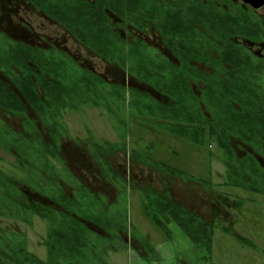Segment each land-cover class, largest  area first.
I'll list each match as a JSON object with an SVG mask.
<instances>
[{
	"label": "flooded vegetation",
	"instance_id": "obj_1",
	"mask_svg": "<svg viewBox=\"0 0 264 264\" xmlns=\"http://www.w3.org/2000/svg\"><path fill=\"white\" fill-rule=\"evenodd\" d=\"M121 5V0H113V7L109 0H0V44L4 45V51L12 44L33 48L34 60L27 63L32 66V76L41 74L42 64L61 63L66 86L84 75L92 83L90 87H79L75 94L71 87L65 89L66 106L56 109L57 106L47 100L46 92L41 87L37 89L39 99L43 101L33 103L23 98V88L14 85L11 74L20 82L28 74L24 69L23 56L20 57V63L9 67L16 74H10L4 65L0 78L22 100L21 104H7L3 99V105L0 106V121L4 130L11 132V143L15 142L17 146L26 141L34 144L39 139L52 144L53 150L47 157L59 170L52 168L54 173L60 174L58 185L61 190L54 184L59 199L61 193L71 199L74 196L81 197L85 209L89 193L92 192L101 196V201L97 202L102 207L105 202L110 206L118 199L105 196L76 177L64 155L63 139L70 136L67 126L70 114L80 116L82 111L97 113L94 119H101L108 124L107 131L110 129L105 136L98 132L101 137L113 134L114 124L126 126L118 132L115 143L99 140L100 135H95L89 126L80 132L85 134L83 138L74 139L76 147L86 149L104 180L111 182L119 191H127L128 188L161 192L168 190L174 200L192 209L212 225L213 240L215 229L223 226V234L231 233L245 248L264 253L263 248L260 249L249 238L236 232L235 217H222L215 208L216 201L211 200L214 193L226 201L232 198L233 205L241 207L249 200L252 203L259 201L240 199L223 189L251 194L254 190L264 191V0H124ZM140 12L141 16L138 14ZM83 17L92 18L90 25L99 34H105V28L109 30L111 41L108 42L113 51L104 52L107 56L90 51L86 46L90 47L89 42L93 41L72 31V28L79 29V25L84 22L79 19ZM72 45L95 57L103 67L102 72L88 55L80 56L77 51L73 53ZM123 61L125 65H122ZM122 95L125 99L121 98ZM126 115L132 121L129 124L145 128L151 133H156L153 129L161 131L184 144L204 149L206 156L220 161L224 168L223 180L215 182L211 168L204 169V166L198 168V174H193L181 166L163 163L154 158L156 148L153 145L147 146V155L140 154L136 148L128 149L127 135L129 133L130 140L133 134L125 124L128 123L124 118ZM6 120H12L13 123ZM174 125L192 126L193 131L202 134L194 139L198 138L197 142L201 140L202 143L184 139L166 128ZM55 127L63 128L56 134ZM10 148L16 154L14 147ZM54 152L63 158L62 164L52 158L51 153ZM118 153L126 156L128 169L137 161L156 170L162 177L159 184L162 188L132 183L111 161ZM172 153L177 159L179 153ZM138 154L149 158L148 162L143 163ZM4 155H8L5 150ZM154 163L176 168L186 173V176H176L168 170L161 172ZM27 166L30 167L29 164ZM31 166L33 176L40 174V170ZM16 168V171H20ZM116 174L118 177H113ZM212 174L214 176L213 171ZM178 182L181 183L178 186L184 185L179 188L186 190L185 194L194 197V200L187 198L189 204L185 196L179 197L177 194L176 199L172 186ZM192 184L202 187L205 194H198ZM18 187L38 203L58 207V202L29 185L21 182ZM256 194L264 196V193ZM127 209L129 230L117 231L125 244L112 240L107 249V263L98 264H112L109 262L110 255L118 254L125 255V264H148L151 261H148V252L141 238L144 243H150L130 222L128 201ZM2 219L10 220L5 217ZM93 231L94 235L107 236L97 227ZM25 234L27 249L34 252L28 234ZM257 235L264 239V233L257 232ZM133 242L139 248L133 247ZM38 245L44 250L43 256L34 253L45 259L46 249L41 243ZM115 246L116 250L111 249ZM100 248L103 253V248ZM130 250L136 261L128 263L127 253ZM156 252L161 258L160 253Z\"/></svg>",
	"mask_w": 264,
	"mask_h": 264
},
{
	"label": "trees",
	"instance_id": "obj_2",
	"mask_svg": "<svg viewBox=\"0 0 264 264\" xmlns=\"http://www.w3.org/2000/svg\"><path fill=\"white\" fill-rule=\"evenodd\" d=\"M123 2L124 0H121L122 5ZM109 3L113 7V0H109ZM138 14L142 15L141 12ZM122 15L125 16V14ZM79 21L84 22L79 25V29L72 28V31L79 35L82 34V37H88L93 41V43L89 42L90 47L86 46L90 51L98 54L102 53L105 56L107 55L104 52L111 53L113 51V47L108 42L111 41L108 29L105 28L103 30L105 34H99L96 28L90 25L91 17H83ZM34 51L33 48L18 44H12L4 51V45L0 44V72L4 71L5 65L10 74L11 72L16 74L17 72L9 67L20 63V57L23 56L22 58L25 59L24 69L27 70L28 74L26 73L24 81H18L17 77L15 75L12 76V74L11 77L13 82H15L16 88L21 87L24 89L23 98L27 102L43 101L39 99L37 89L39 86L44 89V93L46 92L47 100L57 106L56 109L65 108L67 93L65 89L71 87L72 92L75 94L79 87L92 86L89 78L85 75L82 77L78 76L72 84L69 83L66 86L64 83L65 75L62 74L64 69L61 63L58 65L56 63L51 65L42 64L40 65V67H43L41 68V74L36 73L32 76V66L27 63L31 59L34 60ZM125 63L123 61L122 65H125ZM122 96L121 98L125 99L124 95ZM3 99L7 104L11 102L13 104H21L22 102L20 96L0 78V106L3 105ZM61 128L55 127V133H60L59 130ZM166 128L171 133L192 141L195 140L194 137L202 135L198 134L197 131H193L192 126L187 125H174ZM197 139L195 142L201 144L202 141L197 142ZM11 142V132L4 130V126L0 121V161L5 160V150L8 156L13 155L15 157L13 158V168L16 170V167H18L25 175L24 177H18L15 173L16 171H6L0 167V218H9L29 227H33L34 217L43 222L46 226V234L41 244L46 249V258L43 259L27 249L26 234L24 232L17 233V230L0 228V264L107 263V249L108 245H111L112 240L115 239L121 244H125L120 240L117 231L127 232L129 230L126 191H120V197L116 203L107 206L105 202L104 206L106 207H102L97 202L101 201V196L92 192L89 193V198L86 202L87 208L85 209H83L81 197L74 196L71 199L66 194L61 193V199H59L54 191V184H57V187L60 188L59 191L61 190L60 185H58L59 170L55 169V166L52 165L51 160L47 157L49 152L53 150L52 144H47L39 139L34 144L26 141L24 144L18 143V146L14 144L15 142ZM35 144L37 147L34 148L33 145ZM11 146L14 147L16 154H13ZM51 155L58 163H63V158L58 152L51 153ZM138 157L143 163H147L149 160V158L146 156L142 157L140 154H138ZM31 165L40 170V174L33 176ZM154 166L161 172L168 170L173 175L186 176V173L164 164L154 163ZM52 168L58 172L54 173ZM26 169L30 170V172L27 173ZM113 177H118V175L116 174ZM62 179L65 180L63 177ZM21 182L29 185L39 193L51 197L58 202V207H49L45 203H38V201L30 199L26 192L19 189L18 184ZM34 183L37 184V187ZM141 192L145 215L167 233L169 232L168 225L171 222L176 223L194 243L200 253L201 264H210L212 261V225L200 218L192 209L174 200L168 190L161 192L152 189H141ZM259 192L264 193V191L259 190H254L252 193ZM92 226L94 228L97 227L107 236L94 235L93 233L95 232ZM141 240L147 249L148 261L161 262L156 250L147 242L144 243L143 238ZM100 247L103 248L104 254L101 252ZM111 249L116 250L117 247H111Z\"/></svg>",
	"mask_w": 264,
	"mask_h": 264
},
{
	"label": "rangeland",
	"instance_id": "obj_3",
	"mask_svg": "<svg viewBox=\"0 0 264 264\" xmlns=\"http://www.w3.org/2000/svg\"><path fill=\"white\" fill-rule=\"evenodd\" d=\"M71 47H73V45ZM71 50L73 53L77 51L80 56L83 54L88 55L92 58V62L101 68L100 71L102 72L103 67L98 63V60L95 57L90 56L87 52L86 54L85 50H80L77 47H73ZM71 114L69 116V118H71L70 121H67V126L70 129V136L63 139L64 155L67 159L69 169L76 177L82 179L85 183H88L94 190L97 189L105 196L111 197L114 200L118 199L120 197V191L118 188H116L115 185L108 180H104L102 178L99 171L96 170L94 161L91 159L86 149L76 147L74 141L76 137L83 138L85 136L84 133L82 134L80 132H83L87 126L95 132V135H97L98 132H101V134L103 133L105 136L107 132H110V129L107 131V128H109L108 124L101 121V119L95 120L94 117L97 116V113L94 114L90 111L89 113L82 111L80 116L76 113ZM124 118L126 122H128L125 124L128 126L131 134H133V138L130 140L129 133L127 135L128 149L131 150L132 148H136L140 151V154L147 155L149 154L147 152V146L153 145L156 148L153 153L154 158H158L163 163L181 166L185 169V171L190 173L192 172L193 174H198V168L200 166H204V169L209 168L210 170L211 168L212 179L215 182H221L223 180L224 168L220 164V161L216 158L211 159L206 156L204 149H199L198 147L186 143L184 144L177 138L166 135L161 131L153 129V132L155 131L156 133H151L146 131L145 128L129 124L132 123V121H130V118L127 115ZM6 121L13 123L12 120ZM124 127L126 126H120V123L114 124L113 134L110 133V136L105 138L101 137V134L98 133V135H100V139H98L103 142L114 141L115 143L118 140V132H121V129ZM172 151L179 153L177 159H174L176 156L173 157L174 154ZM125 157L126 156L124 154L118 153L116 156L111 158V161L119 170L122 171L127 179L130 178L132 183L137 185H148L157 189L162 188V186L159 185L161 184L162 177L156 170L151 167L141 165L137 161L132 164L130 169H128L125 162V160L127 161V158ZM4 158V161H0V167L6 171H16L13 168V158L8 155H4ZM15 173L19 177L25 176L21 171H16ZM205 178L208 179L209 177ZM179 183L180 182L172 186V188L174 187L173 193L176 195V199L178 196H185L186 203H188L187 198L194 200V197L191 194H185L186 190L179 188L184 186H178ZM192 186L196 188L195 191L198 194H205V191L199 185L192 184ZM223 190L227 193H232L235 197L240 199L248 198L259 201L252 203V201L249 200L239 207L238 205H233L234 202L232 198L226 201L225 198H221L214 193L211 198L212 201H216L215 208L217 209V212L222 215V217L228 215H233V218L235 217L237 222L233 225L236 232H239L243 236L249 238V240L257 244L260 249L263 248L264 250V239L257 235V232L264 233V196L256 193H246L241 190ZM126 193L128 194L126 195V199L129 203L130 222L161 255V262H154L151 260L149 263H146L179 264L180 262H183L184 264H201V256L194 243L176 223L171 222L168 225L169 232L167 233L145 215L142 205L143 196L141 189L128 188ZM177 194L179 195L177 196ZM261 220L263 222H261ZM223 224L225 225L226 223ZM0 228L24 231L28 234L31 249L43 256L44 250L40 245H38L41 243L46 231V226L43 222L35 219L33 227H29L20 222L0 218ZM223 232H225L223 226L215 229L213 250L211 252L212 264H264V253L256 252L250 248H245L237 242L234 235L231 233L225 235ZM132 245L133 247L139 248L136 242H133ZM127 254L129 258L128 263L136 261V257L132 255V250L128 251ZM109 262L112 264H125L127 263V260L125 259V255L118 254L114 256L110 255Z\"/></svg>",
	"mask_w": 264,
	"mask_h": 264
}]
</instances>
